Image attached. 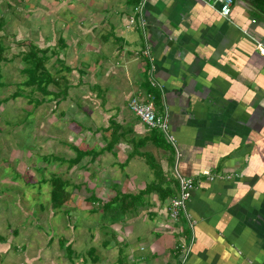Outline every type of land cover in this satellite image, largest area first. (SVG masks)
<instances>
[{
	"label": "crops",
	"instance_id": "0c3cea01",
	"mask_svg": "<svg viewBox=\"0 0 264 264\" xmlns=\"http://www.w3.org/2000/svg\"><path fill=\"white\" fill-rule=\"evenodd\" d=\"M0 2L7 9L0 18L13 19L17 33L31 25L32 44L50 50L57 83L50 90L91 115L80 126L96 133L101 147L84 150L114 158L125 180L114 183L111 200L114 210H127L111 233L100 224L96 234L86 228L66 245L53 203L26 225V211L13 203L9 209L0 196V264H182L187 236L194 242L183 264H264L262 12L246 0H235L228 18L215 0H150L144 15L162 93L149 83L143 31L130 26L139 0ZM151 92L159 114H169L177 170L194 181L187 203L198 223L193 232L169 214L179 191L175 149L128 107ZM123 196L129 200L121 207ZM99 200L92 211L107 203Z\"/></svg>",
	"mask_w": 264,
	"mask_h": 264
},
{
	"label": "rangeland",
	"instance_id": "374dc122",
	"mask_svg": "<svg viewBox=\"0 0 264 264\" xmlns=\"http://www.w3.org/2000/svg\"><path fill=\"white\" fill-rule=\"evenodd\" d=\"M2 6L0 2V14L7 12ZM8 20L4 30H0L2 37L9 34L5 44L10 48L7 57L11 59V62L3 64L5 86L0 88L2 100L11 98L17 90V84L25 81L20 57L28 50L33 38L31 25L17 33L16 27L12 28L11 25L13 19ZM54 88L53 85L50 87ZM29 95L26 92L24 97L11 99L0 107V196L5 203H10L9 209L13 203L16 209L26 211L23 217L26 225L29 221L33 223L38 209L43 206L49 208V204H52V186L49 181L59 176L70 182L68 191L72 194L69 204L62 211H56L58 222L54 223L56 233L65 236L64 244L70 243L71 237L86 228L92 230L91 234H96L100 224H109L108 229H105L111 233L113 223L106 218L111 213L107 214L104 209L92 211L97 206L94 200L89 199L95 194L103 202H108L115 195L114 183L125 180L116 172L114 158L106 155L93 163L85 159L73 168L69 162L76 157L74 146L83 149L101 147L97 146L99 137L96 133L80 126L90 124L93 121L91 115L88 118L87 114L78 112L70 98L59 101L60 104L56 103L58 101H46L38 106L30 103V98L26 97ZM31 97L39 100L44 98L40 92L33 93ZM144 164L145 160H141L137 169L143 171ZM65 209H68V213ZM43 217L42 225L47 223ZM48 223L46 227L52 232L54 226Z\"/></svg>",
	"mask_w": 264,
	"mask_h": 264
},
{
	"label": "trees",
	"instance_id": "16d2710c",
	"mask_svg": "<svg viewBox=\"0 0 264 264\" xmlns=\"http://www.w3.org/2000/svg\"><path fill=\"white\" fill-rule=\"evenodd\" d=\"M246 1L252 3L254 7L264 14V0ZM5 24H7L6 19L0 18V30H4ZM8 36L9 34L4 37L0 36V88L5 86V83L3 82V64L11 62V59L7 57V52L10 48L5 44V39L8 38ZM20 58L23 63V69L21 72L26 79L22 83L17 84V90L11 98L4 100L0 99V107L11 99L24 97L26 92L30 93L29 96H26L30 98V103H36L38 106L46 101L58 100V98H62L61 100L63 101V91L60 92V95H55L56 93L50 90L52 85L57 86L55 76L51 73L48 67L51 60L50 50H42L37 46H34L31 42L28 45V50L22 53ZM60 87L62 88V85ZM35 92H40L44 98L41 100L32 98L31 95ZM49 97L51 98L48 99ZM60 103L61 102H58L57 104ZM73 149L76 151V157L69 161L71 168L80 165L87 158L90 163L96 162L98 158V152L94 149L85 151L83 148L77 146H74ZM49 183L52 186L51 200L54 209L62 211L64 206L71 200L72 194L68 191L71 184L69 181H65L59 176L52 177ZM89 200H94L96 202V200L99 199L93 194ZM128 200L129 196L119 197V199H117L118 206H121L119 203H125L128 202ZM98 202L103 203L102 200H99ZM102 206V210L104 209L107 214L111 213L110 216L106 215V218L109 220L111 219L112 223L123 218V215L127 212L122 206V209L117 208L114 210L115 204L113 200L104 203Z\"/></svg>",
	"mask_w": 264,
	"mask_h": 264
},
{
	"label": "built area",
	"instance_id": "2783aa9c",
	"mask_svg": "<svg viewBox=\"0 0 264 264\" xmlns=\"http://www.w3.org/2000/svg\"><path fill=\"white\" fill-rule=\"evenodd\" d=\"M150 0H139L138 5L135 7V16L130 19V26L135 27L139 26L143 31V36L145 40V46L142 51L145 57H147L149 61V72L150 86L154 89L161 90L163 93V86L156 78V65L155 59L152 55L151 47L148 41L147 36V28L148 22L144 15L145 9L149 4ZM235 0H215V5L220 7V13L224 18L230 17L232 13V9L234 7ZM261 55L264 56V48H260ZM129 110L149 129L156 130L163 133L171 144V146L175 149L176 156V179L179 182V191L178 196L173 198L169 205V214L170 217L176 221H185L186 227L190 232H193L197 221L194 219L192 214L187 210V203L190 201L192 197V192L194 190V181L191 178H186L182 176L178 170V160L180 157L179 149L177 146V141L175 136L170 131V121L169 114L165 113L164 115L159 114L156 106V96L153 92L149 93L147 96H134L129 101ZM206 175H210L209 172H205ZM211 178V180H213ZM194 236L189 237L181 242L179 246L180 253L182 254V264L187 259V256L190 255L193 248Z\"/></svg>",
	"mask_w": 264,
	"mask_h": 264
}]
</instances>
